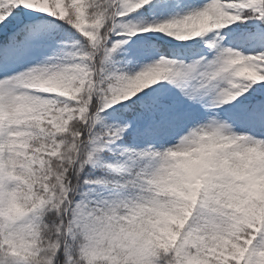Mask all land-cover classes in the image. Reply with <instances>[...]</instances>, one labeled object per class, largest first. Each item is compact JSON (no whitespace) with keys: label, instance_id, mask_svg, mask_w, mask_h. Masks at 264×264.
<instances>
[{"label":"snow or ice","instance_id":"snow-or-ice-1","mask_svg":"<svg viewBox=\"0 0 264 264\" xmlns=\"http://www.w3.org/2000/svg\"><path fill=\"white\" fill-rule=\"evenodd\" d=\"M0 264H264V0H0Z\"/></svg>","mask_w":264,"mask_h":264}]
</instances>
